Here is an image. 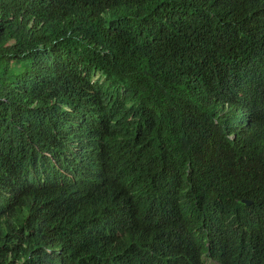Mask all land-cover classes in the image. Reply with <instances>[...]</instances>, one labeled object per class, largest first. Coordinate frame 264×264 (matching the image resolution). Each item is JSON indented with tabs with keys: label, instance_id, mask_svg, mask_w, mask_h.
<instances>
[{
	"label": "trees",
	"instance_id": "trees-1",
	"mask_svg": "<svg viewBox=\"0 0 264 264\" xmlns=\"http://www.w3.org/2000/svg\"><path fill=\"white\" fill-rule=\"evenodd\" d=\"M0 264H264V0H0Z\"/></svg>",
	"mask_w": 264,
	"mask_h": 264
},
{
	"label": "water",
	"instance_id": "water-1",
	"mask_svg": "<svg viewBox=\"0 0 264 264\" xmlns=\"http://www.w3.org/2000/svg\"><path fill=\"white\" fill-rule=\"evenodd\" d=\"M242 203H245L247 205L251 204L252 202L251 201H245V200H242Z\"/></svg>",
	"mask_w": 264,
	"mask_h": 264
},
{
	"label": "clouds",
	"instance_id": "clouds-1",
	"mask_svg": "<svg viewBox=\"0 0 264 264\" xmlns=\"http://www.w3.org/2000/svg\"><path fill=\"white\" fill-rule=\"evenodd\" d=\"M242 200H245V199H242ZM242 200H241V203H242ZM245 201H251V200H245ZM251 202L253 203V201H251ZM252 203H251V204H252ZM243 204H245V203H243ZM251 204H249V205H251ZM245 205H247V204H245ZM249 205H248V206H249Z\"/></svg>",
	"mask_w": 264,
	"mask_h": 264
}]
</instances>
